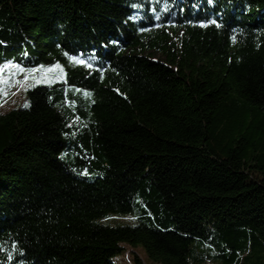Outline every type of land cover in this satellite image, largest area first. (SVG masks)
<instances>
[{
	"label": "trees",
	"instance_id": "16d2710c",
	"mask_svg": "<svg viewBox=\"0 0 264 264\" xmlns=\"http://www.w3.org/2000/svg\"><path fill=\"white\" fill-rule=\"evenodd\" d=\"M0 42L64 69L0 112V264H264V0H0Z\"/></svg>",
	"mask_w": 264,
	"mask_h": 264
},
{
	"label": "rangeland",
	"instance_id": "374dc122",
	"mask_svg": "<svg viewBox=\"0 0 264 264\" xmlns=\"http://www.w3.org/2000/svg\"><path fill=\"white\" fill-rule=\"evenodd\" d=\"M155 57L160 58L162 57V55L160 53H157L155 54ZM56 66L57 65L41 67L38 71L32 72H18L15 65L11 64V68L9 67L5 70L4 78L7 79L10 73L15 75L12 78L13 82L11 83V85L7 86V95H0V112H7L23 104L26 101L28 89L40 84H51L52 82L61 78V76L64 75L63 65L58 64L59 67ZM50 68L52 69V71H47ZM26 77H28V79H26ZM16 81H19V83H17ZM0 87H3V85H0ZM92 99V97L89 98L88 102L92 103ZM77 123L79 124L80 122L78 121ZM127 219L129 218L126 216L116 215L111 218V221H125ZM135 249L140 253V255L147 259L149 264H163L149 259L144 248L141 245L136 246ZM113 259L115 261V264H129L126 260V255L124 252L115 255Z\"/></svg>",
	"mask_w": 264,
	"mask_h": 264
},
{
	"label": "snow or ice",
	"instance_id": "6c2138e0",
	"mask_svg": "<svg viewBox=\"0 0 264 264\" xmlns=\"http://www.w3.org/2000/svg\"><path fill=\"white\" fill-rule=\"evenodd\" d=\"M2 43V42H0ZM73 60H76L77 58L76 57H73L72 58ZM83 63V61H81ZM90 66V65H89ZM10 65H5V66H2L0 67V85H3V87H0V95H7V86H10L11 83L13 82V76L15 74H12L10 73L8 78L5 79L4 78V72H5V69L9 68ZM16 69L18 72H32V71H35V69H24L22 66L20 65H15ZM43 67V66H41ZM56 67H59L58 65ZM47 71H52V69H48ZM26 79H28V77H26ZM17 83H19V81H16ZM84 174H87V173H84Z\"/></svg>",
	"mask_w": 264,
	"mask_h": 264
}]
</instances>
